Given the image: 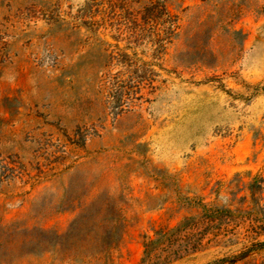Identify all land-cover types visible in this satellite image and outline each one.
<instances>
[{"label": "rangeland", "instance_id": "obj_1", "mask_svg": "<svg viewBox=\"0 0 264 264\" xmlns=\"http://www.w3.org/2000/svg\"><path fill=\"white\" fill-rule=\"evenodd\" d=\"M263 136L264 0H0V264L261 261Z\"/></svg>", "mask_w": 264, "mask_h": 264}, {"label": "trees", "instance_id": "obj_2", "mask_svg": "<svg viewBox=\"0 0 264 264\" xmlns=\"http://www.w3.org/2000/svg\"><path fill=\"white\" fill-rule=\"evenodd\" d=\"M176 23L172 24L171 32L174 34L175 32V26ZM264 140V136H263ZM86 215V210L85 214H82L81 217H85ZM125 221V216L122 214L118 216V223L116 222V226H121V223ZM11 227H17V225L12 224ZM26 231H29L28 228H24ZM73 227L71 226L68 230V232L64 236H59L58 234H55L51 231L45 230V229H39V237L40 240L38 242V247L40 249L41 253H50L53 252L54 250L60 251L62 250L69 242L70 237L73 234ZM103 242L106 244V248L104 252L102 253L101 260L104 263H109L112 260V252L118 247L120 244L123 236H124V231L120 235H115L111 230L107 229L103 233ZM255 246H259V249L256 252H263L264 254V243H257ZM249 255V254H246ZM247 264H264V255L261 259L259 260H253L248 262Z\"/></svg>", "mask_w": 264, "mask_h": 264}]
</instances>
